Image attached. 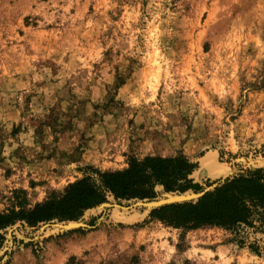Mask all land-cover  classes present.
Returning <instances> with one entry per match:
<instances>
[{"label":"rangeland","instance_id":"1","mask_svg":"<svg viewBox=\"0 0 264 264\" xmlns=\"http://www.w3.org/2000/svg\"><path fill=\"white\" fill-rule=\"evenodd\" d=\"M178 156L186 193L264 168V0H0V212ZM157 193L16 223L0 264H264L253 228L151 220Z\"/></svg>","mask_w":264,"mask_h":264},{"label":"trees","instance_id":"2","mask_svg":"<svg viewBox=\"0 0 264 264\" xmlns=\"http://www.w3.org/2000/svg\"><path fill=\"white\" fill-rule=\"evenodd\" d=\"M196 165L184 157H145L133 160L127 169L115 172L92 171V175L69 184L61 197L51 196L30 210L0 212L1 234L16 223L29 227L52 221L73 222L85 211L106 202L107 196L116 200H150L157 189L176 194L200 190L190 179ZM151 220L168 227L194 230L218 227L231 233L240 228H253L264 236V168L247 169L226 178L193 202L171 204L150 212ZM256 255L258 248L248 246Z\"/></svg>","mask_w":264,"mask_h":264},{"label":"water","instance_id":"3","mask_svg":"<svg viewBox=\"0 0 264 264\" xmlns=\"http://www.w3.org/2000/svg\"><path fill=\"white\" fill-rule=\"evenodd\" d=\"M215 187H216L215 185L211 187H205L202 191L198 193L189 192V193H184V194H180V193L164 194L161 199L152 200L151 202L146 204V207L150 210H153V209H157V208L171 205V204H180V203H185V202L197 201L198 199L202 198L206 193H208ZM76 227H79V226L76 225Z\"/></svg>","mask_w":264,"mask_h":264},{"label":"bare ground","instance_id":"4","mask_svg":"<svg viewBox=\"0 0 264 264\" xmlns=\"http://www.w3.org/2000/svg\"><path fill=\"white\" fill-rule=\"evenodd\" d=\"M76 227V224L75 223H69L67 227Z\"/></svg>","mask_w":264,"mask_h":264}]
</instances>
